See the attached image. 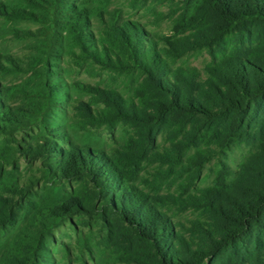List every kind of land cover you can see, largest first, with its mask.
<instances>
[{
	"label": "trees",
	"instance_id": "1",
	"mask_svg": "<svg viewBox=\"0 0 264 264\" xmlns=\"http://www.w3.org/2000/svg\"><path fill=\"white\" fill-rule=\"evenodd\" d=\"M96 1L105 7L112 0L0 3V17L49 24L56 44L62 46L69 39L79 48L82 60L101 70L141 76L138 100L124 98L115 90L74 84L79 92L92 95L89 102H79L80 116L87 124L113 128L122 122L139 127L143 151L137 152L142 154L154 147L155 130L168 121L179 124L198 119L204 127L226 117V132L214 135L223 154L253 117L264 126V107L257 108L264 99V52L246 47L244 42L255 27H264V0H181L183 9L173 27L174 38L164 39L163 44L140 23L122 20L117 11L107 13L91 6ZM93 18L98 19V25L93 24ZM187 33L190 36L179 37ZM231 37L241 41V47L210 64L205 78L197 68L173 66L198 48H208L215 57ZM12 62L0 55V74L13 72L16 64ZM46 88L45 103L13 106L9 103L13 89L0 82V135L30 127L43 111L62 107L69 99L57 82H47ZM147 92L152 96H146ZM52 95L59 100L52 103ZM44 124L33 152L45 162L48 175L63 181L85 180L88 188L58 204L27 202L31 209L28 222L2 253L0 264H50L52 229L83 212H99L102 218L114 214L128 227L129 238L147 251L151 264H210L222 251L229 253L234 264H241V246L257 244L264 236V144L256 154L257 165L245 167L244 173L251 176L247 182L228 183L230 171L223 165L212 187L158 196L131 183L118 159L104 150L74 143L64 125ZM184 147L176 145L177 156L155 154L151 160L176 164ZM214 153L199 151L189 163L199 174ZM131 155L137 154L132 151ZM2 160L0 156V166ZM4 186L13 194L22 192L16 184L5 182ZM169 206L203 212L210 220L193 221L191 227L175 223L163 210ZM8 224L14 225L15 218L6 200L0 198V232ZM200 238L203 245L195 240Z\"/></svg>",
	"mask_w": 264,
	"mask_h": 264
},
{
	"label": "rangeland",
	"instance_id": "2",
	"mask_svg": "<svg viewBox=\"0 0 264 264\" xmlns=\"http://www.w3.org/2000/svg\"><path fill=\"white\" fill-rule=\"evenodd\" d=\"M11 2L12 0H0V3ZM92 5L107 13L117 11L122 20L140 23L161 44L164 39L174 38L173 27L183 9L181 0H112L105 7H101L97 1ZM93 24L98 25L97 18H93ZM28 32L33 35H27ZM187 36L190 33L179 37ZM54 37V30L49 24L0 17V55L10 57L14 61L12 63L16 64L13 72L0 74L2 85L13 89L9 103L13 106L30 101L45 103L46 83L50 81L62 85L64 92L69 95L62 107H52L50 112L43 111L30 127L19 129L10 135H0V156L3 157L0 166V198L6 200L15 218L14 225L8 224L0 232V259L28 222L31 209L27 202L58 204L88 188L85 180L63 181L51 177L46 171L45 162L34 154L33 150L44 133L45 121L64 125V130L74 143L104 150L118 159L130 177V182L151 195L179 196L191 194L200 188L212 187L217 183L218 173L223 165L230 171L228 183L250 180L251 176L244 173L245 167L253 168L257 165L256 154L260 145L264 144V126L258 123V117H253L244 126L225 154L216 145L214 135L216 131L218 134L226 132V117H220L204 127L198 119L179 124L168 121L155 130L154 147L147 154H142L139 127L122 122L113 128L90 126L80 116L79 102H89L92 95L79 92L73 87L76 83L100 87L115 90L124 98L137 97L138 100L141 76L101 70L91 61L82 60L79 48L69 39H65L62 46H59ZM244 42L246 47L264 52V27H255ZM241 45V41L231 37L224 49L216 52L215 57L208 48H198L173 63V66L197 68L202 78H205V69L210 64L219 60L223 54L237 51ZM146 96L150 97L152 94L147 92ZM54 97L52 103L60 98ZM98 107L101 106H94ZM262 107L264 99L257 106L258 109ZM181 143L185 147L178 163L151 160L155 154L177 156L175 147ZM141 149V153H138L137 150ZM209 149L215 152L214 156L198 174L190 165L189 159L197 152ZM132 151L137 154L135 157L130 156ZM5 182L16 184L22 192H9L5 189ZM163 210L175 223L189 227L193 221L210 220L203 212L181 211L176 206ZM50 235V264H151L145 255L147 251L141 248L139 242L129 238L128 227L114 214H106L102 218L99 212L74 213L54 227ZM195 240L203 245L202 238ZM240 249L241 264H264V236H260L257 244L249 242ZM210 264L234 263L229 253L222 251Z\"/></svg>",
	"mask_w": 264,
	"mask_h": 264
}]
</instances>
